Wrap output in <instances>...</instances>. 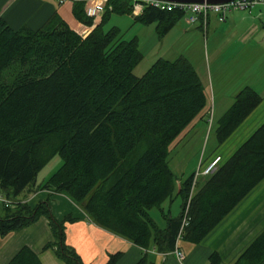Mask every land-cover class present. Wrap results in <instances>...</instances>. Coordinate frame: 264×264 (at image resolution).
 <instances>
[{"label": "trees", "instance_id": "1", "mask_svg": "<svg viewBox=\"0 0 264 264\" xmlns=\"http://www.w3.org/2000/svg\"><path fill=\"white\" fill-rule=\"evenodd\" d=\"M85 6L72 2L73 17L92 27L84 36L57 12L38 28H13L0 17V192L15 198L58 155L61 165L37 187L66 192L94 224L142 248L152 242L158 252H168L176 246L188 207L181 239L199 243L264 179V122L203 177L193 195L194 171L177 190L169 146L206 108L205 88L183 55L159 57L135 75L142 59L137 38L122 39L117 27L104 30L103 25L111 13H128L141 24L155 23L163 37L183 12L146 6L134 15L126 0H107L96 23L98 17H88ZM261 101L253 88L242 87L217 121V143H224ZM174 197L180 209L172 216L162 204ZM13 201L0 207V235L44 216L53 239L43 248L64 264H84L65 241L66 223L78 218L57 219L47 199L34 206ZM153 207L161 210L163 227L150 215ZM120 255L109 254L104 264H118ZM209 260L219 264L220 256L213 251ZM7 264L42 263L23 246ZM135 264L153 262L143 256ZM233 264H264V228Z\"/></svg>", "mask_w": 264, "mask_h": 264}, {"label": "crops", "instance_id": "2", "mask_svg": "<svg viewBox=\"0 0 264 264\" xmlns=\"http://www.w3.org/2000/svg\"><path fill=\"white\" fill-rule=\"evenodd\" d=\"M55 12L77 32L88 29V33L92 28L84 26L73 17L72 3L69 2L59 4L57 0H0V17H3L13 28H19L22 25L38 28ZM95 21L98 23L99 17ZM199 23L202 30L204 29L205 43L207 44L208 40L216 43L213 44V50L211 49L212 62L216 69H218L220 64L218 58L222 53L218 44L221 38L219 36L221 31L225 32L228 30L240 41L253 42V45L246 44L244 48L240 47L238 50V53H240V61L237 63L238 67L226 77L221 75V69H219L220 72L211 71L209 58H207L209 69H207L205 61L196 60L194 57H190L188 53L174 51L177 54L174 58L183 55L190 60L200 77L207 97H209V90H211L213 91V97L218 98L216 122L233 103L236 93L242 87L249 86L262 96L260 104L224 143L217 144L216 150L207 157L204 163L210 162L216 154H219L220 160L224 161L264 122V3L257 4L250 10H231L226 14V18L223 21L218 19L217 14H212L207 16L205 26L201 21ZM197 27L200 28L199 26ZM174 28H176V24L163 38L168 36ZM175 33L181 37L189 33L199 36L197 30L188 28L184 30L178 28ZM159 57L161 56L156 57V59ZM210 110L207 103L202 114L194 120V125L205 124ZM232 146H236L235 149H231ZM226 154L228 155L226 156ZM184 179L183 173L176 181L177 190L180 182ZM201 179L197 183L194 193L203 185L205 178L202 177ZM45 180L46 177L39 181L37 176L34 184L24 188L14 200L24 201L30 206H34L38 202L47 199L50 203L51 211L57 219L67 214L78 218L72 223H66L65 241L75 250L84 264H104L109 254L116 252H121L118 264H135L143 256H146L153 264H210L209 254L213 251L220 256L219 264H233L243 250L264 228L263 179L199 243L179 240L176 247L185 254L183 261L180 262L173 251L158 252L153 247L152 242L147 248H142L128 239L94 224L81 206L66 192H54L37 187ZM176 198L178 197H174L173 200ZM179 209L180 203L178 212ZM168 210L171 214L170 208ZM2 213L0 209V215ZM164 224L165 220L163 221V226ZM52 239V233L44 216L39 217L36 222L27 227L0 235V264H7L23 246H28L32 249L42 264H64L52 249L43 248Z\"/></svg>", "mask_w": 264, "mask_h": 264}, {"label": "rangeland", "instance_id": "3", "mask_svg": "<svg viewBox=\"0 0 264 264\" xmlns=\"http://www.w3.org/2000/svg\"><path fill=\"white\" fill-rule=\"evenodd\" d=\"M216 14L209 11L208 15ZM186 16H182L176 22V28L170 32L165 38L159 37L156 29L155 23L153 24H141L134 21L131 14H116L111 13L107 21L103 25V29L107 30L111 27H117L119 29V35L122 39H132L137 38L139 50L142 53V59L135 66L133 73L137 76L142 75L151 63L156 59V57L161 56L164 58L172 59L177 55L174 51H181L188 53L190 57H194L196 60L205 61L207 69L208 60L210 62L211 71H219L221 69V75L223 77L228 76L234 69L238 67L237 63L240 61L238 50L244 45H253V42L246 43L235 38L231 33L226 30L219 34V49L222 52L221 56H217L218 62H220L218 69L214 68L212 62L213 57L211 51L213 50V44L211 40L205 43V34L203 33L202 27L199 22L194 24H189L185 20ZM199 26L200 28H198ZM178 28H188L190 30H197L198 35H192L191 33L187 35L178 36L174 32L178 31ZM228 32V33H227ZM174 34V35H173ZM211 34V30H210ZM218 34V33H217ZM199 37V38H198ZM161 49V50H160ZM164 49V50H163ZM212 49V50H211ZM207 51V52H206ZM219 52V50H218ZM220 53V52H219ZM207 55V57H206ZM215 77V76H214ZM207 96V95H206ZM217 97H213V91L209 90V97H207L208 108L211 110L208 112V116L205 124H200L199 126L194 125V119L191 124H189L182 133L174 139V141L169 146L168 162L172 170L174 171L177 178L181 177L184 173L186 177L192 170L202 164L206 166L209 162L204 163L207 157L213 153L217 148V141L214 134V129L217 122L215 121L216 115L218 113ZM207 105V104H206ZM212 120L211 125H208V119ZM236 147V146H235ZM232 146L231 149H235ZM217 153V152H215ZM229 153V152H228ZM228 154H226L227 156ZM216 156L213 157V159ZM211 159L210 161H213ZM220 161V162H219ZM217 165L221 163L219 160ZM61 158L56 155L54 156L38 173V180L42 178L46 179L61 165ZM215 167V168H216ZM203 177V176H202ZM201 177V178H202ZM205 177V176H204ZM200 179V178H199ZM13 198V199H12ZM11 199L14 200V197ZM16 200V199H15ZM180 199L176 198L172 201L168 198L162 205L165 212L170 208L171 214L176 215L178 213ZM2 207V205H0ZM150 214L156 221L157 225L163 226V217L161 210L158 207H153L150 209ZM160 226V227H161Z\"/></svg>", "mask_w": 264, "mask_h": 264}, {"label": "built area", "instance_id": "4", "mask_svg": "<svg viewBox=\"0 0 264 264\" xmlns=\"http://www.w3.org/2000/svg\"><path fill=\"white\" fill-rule=\"evenodd\" d=\"M75 1H83L86 3L85 6V13L88 17L96 18L100 16L104 9H105V2L107 0H57L59 4L65 2H75ZM131 8V12L134 15L140 14L143 12V9L146 6H152L159 8L161 10H168L171 11L173 9H177L183 12V15L186 16L185 20L189 24H194L196 22L201 21L202 24L206 25V20L208 16V12H214L218 15V19L220 21L225 20L226 14L231 10H250L257 4L264 3V0H231L225 3H182V2H168V1H161V0H126ZM88 29L78 31L81 35H86ZM212 120L211 118L208 119V125H211ZM219 156L215 157L213 161H210L206 166L199 165L196 170L194 171L193 180H192V187H191V195L194 193V189L196 186V182H198L202 176H208L210 173L213 172L215 169V165L219 161ZM14 201L6 196V194L0 192V205L2 206H9L13 204ZM1 207V206H0ZM188 207L185 209V213L182 218L181 227L179 234L176 239L177 242L181 239V231L182 229L188 224L189 217L187 215ZM174 255L176 258L181 262L184 259V252L175 246L173 250Z\"/></svg>", "mask_w": 264, "mask_h": 264}, {"label": "water", "instance_id": "5", "mask_svg": "<svg viewBox=\"0 0 264 264\" xmlns=\"http://www.w3.org/2000/svg\"><path fill=\"white\" fill-rule=\"evenodd\" d=\"M161 1H168V2H182V3H191V2H196V3H225L229 2L231 0H161Z\"/></svg>", "mask_w": 264, "mask_h": 264}]
</instances>
